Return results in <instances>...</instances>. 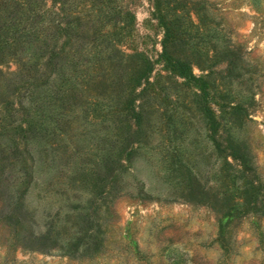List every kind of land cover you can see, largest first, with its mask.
Wrapping results in <instances>:
<instances>
[{"label":"rangeland","instance_id":"rangeland-1","mask_svg":"<svg viewBox=\"0 0 264 264\" xmlns=\"http://www.w3.org/2000/svg\"><path fill=\"white\" fill-rule=\"evenodd\" d=\"M113 1L128 12L129 22H105L103 29L114 32L115 27L124 26L125 32L114 46L126 53L138 51L148 56L154 63L150 78L154 80L157 72H162L159 53L163 37V27L156 18V0ZM80 2L66 11L86 14V3ZM181 2L191 11L195 23L193 6H203L205 19L200 27L205 36H211L210 44H201L196 38L191 41L193 49L188 50L194 52L195 75L209 71L198 56L201 48L212 54L211 46L227 44L238 54L240 72L245 75L232 88L241 92L248 107L239 120L241 126L234 130L251 154L256 178L249 176L248 181L259 187L258 198L264 203V0ZM54 9L51 0L41 1L43 17L47 16L45 10ZM84 21L83 29H89L88 20ZM50 35L40 31V37L29 41L27 47L20 45L19 49L25 47L22 52L18 49L16 55L0 57V264H264V208L253 213L240 204L243 194L241 189L236 192L232 177L223 186L228 189V200L216 195H209V202L185 198L178 189L182 185L180 177H174L178 182L175 185L161 174L160 153L153 139L125 169L119 184L112 185L114 178L88 145L85 130L93 127L84 123L80 99L85 97L81 93H67L68 119L60 125L59 135L46 136L38 129V133H28L24 138L21 129L34 119L38 124L39 118L54 116L58 110L44 92L50 93L51 87H44L41 79L48 73L45 62L50 47L62 45L67 38L59 35L46 46ZM89 46L75 42L67 45L66 67L75 58L86 63L84 54ZM213 61L211 93L216 103L209 105L219 115L217 104L227 103L223 94L230 84L221 80L225 61L222 57ZM30 82H38V87ZM235 96L228 101L230 105L239 102ZM20 104L28 108L25 112L30 118ZM196 128L201 130L196 134L203 133L201 125ZM113 130L112 124L109 132ZM221 131L224 138L220 126L217 134ZM192 152L196 160L190 156L195 160H191V166L199 170L202 181L217 180L212 175L222 156L216 159L206 140ZM228 160L237 167L235 161ZM112 186L118 189L112 191ZM78 230L92 241L88 248L61 247Z\"/></svg>","mask_w":264,"mask_h":264},{"label":"trees","instance_id":"trees-1","mask_svg":"<svg viewBox=\"0 0 264 264\" xmlns=\"http://www.w3.org/2000/svg\"><path fill=\"white\" fill-rule=\"evenodd\" d=\"M41 1L0 0V57L16 55L20 45L27 47L29 41L40 37V31L45 36L51 33L49 43L45 41L46 46L56 41L59 35L67 38L62 45L50 47L45 62L49 67L48 73L41 79L44 87H51L50 93L44 92L48 95L50 105L57 106L58 110L55 109L54 116L39 118L38 124L34 119V123L21 129L24 138L28 133H38V129L40 132L44 131L46 136L56 133L59 135L58 131L62 129L60 125L68 119L66 110L70 102L68 103L67 93H81L85 97L80 99V105H84V123L93 127L85 130L89 135L88 145L96 158L103 161V165L109 170L108 174L114 178L112 185L119 184L125 169L131 167L135 156L155 139V149L160 153L161 174L175 185L178 182L174 177L178 175L182 181L178 189L185 198L209 202V195H216L228 200V189L223 186L227 178L232 177L236 192L241 189L243 194V200L239 203L253 213H260L259 208H264V203L258 198L260 189L255 183L248 181L249 176L256 178L251 154L247 145L236 134L238 131L234 130V127L241 126L239 120L247 106L244 105L246 98L235 87L232 88V84L245 75L240 72L238 54L227 44L210 45L213 48L212 54L201 48L198 56H202L203 66L209 68V71L197 76L192 70L194 52L188 50L193 49L191 41L196 38L201 44L211 42V36H205L200 27L204 26L203 6H193L192 11L197 19L195 23L190 16L191 11L185 8L181 0H156V18L163 27L159 53L162 72H157L156 78L151 80L154 63L148 56L138 51L126 53L114 46L119 36L125 32L124 26L115 27L114 32L103 29L106 23L113 20L124 19L126 25L129 22L128 12L121 10L115 1L51 0L56 9L49 12L45 10V17L39 11ZM79 2L86 3V14L66 11ZM84 20H88L89 29H83ZM206 27L208 28V23ZM74 42L81 47L90 44L84 54L86 63L75 58L67 68L65 49ZM25 47L19 51L22 52ZM219 57L225 61L221 80L224 84H230V88L223 94V101L227 103L217 104L218 115L209 104L216 103L214 93H211L214 81L210 64ZM21 63L24 65L22 60ZM82 66L84 68L80 70L77 68ZM76 78L78 80L75 82ZM33 86L38 87V82ZM40 92L42 90L34 93ZM235 95H238L241 103L237 101L230 105L228 101ZM71 104L78 105L75 102ZM20 107L22 110V104ZM27 109L24 107L23 111ZM24 115L31 117L28 111ZM112 124L115 130L109 132ZM197 125L204 128L200 135L196 134L201 131L196 128ZM220 126L226 135L224 138L221 136L222 131L217 134ZM205 140L209 142L214 157L218 159L222 156L223 159L217 168L214 167L212 176L217 180L213 178L211 183L203 182L199 170H194L191 166L192 161L196 160L192 149ZM191 155H194L195 160L190 159ZM117 156L123 162L115 160ZM228 158L235 161L237 167ZM114 187L118 189V186H112V191ZM76 233V236L69 237L61 247L65 246L70 250L79 247L87 249L92 241L87 239V234H83L82 230ZM74 238L75 241L72 242Z\"/></svg>","mask_w":264,"mask_h":264}]
</instances>
